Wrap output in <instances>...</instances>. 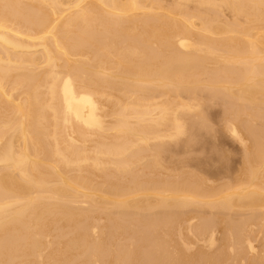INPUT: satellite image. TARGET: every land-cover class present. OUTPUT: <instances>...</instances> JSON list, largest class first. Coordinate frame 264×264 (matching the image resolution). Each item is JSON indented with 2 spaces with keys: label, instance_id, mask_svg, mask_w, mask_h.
<instances>
[{
  "label": "bare ground",
  "instance_id": "1",
  "mask_svg": "<svg viewBox=\"0 0 264 264\" xmlns=\"http://www.w3.org/2000/svg\"><path fill=\"white\" fill-rule=\"evenodd\" d=\"M0 264H264V0H0Z\"/></svg>",
  "mask_w": 264,
  "mask_h": 264
},
{
  "label": "rangeland",
  "instance_id": "2",
  "mask_svg": "<svg viewBox=\"0 0 264 264\" xmlns=\"http://www.w3.org/2000/svg\"><path fill=\"white\" fill-rule=\"evenodd\" d=\"M227 147H228V148H231V147H229V145H227ZM233 154H234V157H233L232 159H234L235 156L238 155V154H236V153H233ZM235 154H236V155H235ZM236 158H238V156H237ZM236 158H235L234 160H236ZM234 160H232V161L234 162ZM232 161H231V162H232ZM233 162H232V163H233Z\"/></svg>",
  "mask_w": 264,
  "mask_h": 264
}]
</instances>
